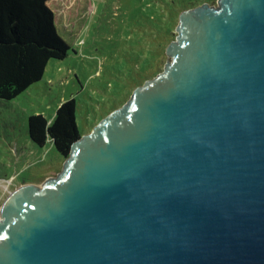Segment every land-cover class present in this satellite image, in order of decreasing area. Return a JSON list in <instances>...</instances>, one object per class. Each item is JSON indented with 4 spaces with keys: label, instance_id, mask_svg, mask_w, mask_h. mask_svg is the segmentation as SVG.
<instances>
[{
    "label": "water",
    "instance_id": "1",
    "mask_svg": "<svg viewBox=\"0 0 264 264\" xmlns=\"http://www.w3.org/2000/svg\"><path fill=\"white\" fill-rule=\"evenodd\" d=\"M177 31L58 178L6 198L0 264H264V0Z\"/></svg>",
    "mask_w": 264,
    "mask_h": 264
},
{
    "label": "rangeland",
    "instance_id": "2",
    "mask_svg": "<svg viewBox=\"0 0 264 264\" xmlns=\"http://www.w3.org/2000/svg\"><path fill=\"white\" fill-rule=\"evenodd\" d=\"M217 2L51 0L57 32L71 49L64 59H50L43 78L26 91L0 99V218L12 191L27 183L40 189L67 163L52 142L39 146L31 140V114L51 120L63 101L75 98L80 132H92L164 65L169 43L177 40L180 14Z\"/></svg>",
    "mask_w": 264,
    "mask_h": 264
},
{
    "label": "trees",
    "instance_id": "3",
    "mask_svg": "<svg viewBox=\"0 0 264 264\" xmlns=\"http://www.w3.org/2000/svg\"><path fill=\"white\" fill-rule=\"evenodd\" d=\"M51 0H0V99L10 100L40 81L50 59H64L71 45L57 32ZM75 98L63 101L48 120L28 118V133L39 146L52 142L68 158L82 133Z\"/></svg>",
    "mask_w": 264,
    "mask_h": 264
},
{
    "label": "crops",
    "instance_id": "4",
    "mask_svg": "<svg viewBox=\"0 0 264 264\" xmlns=\"http://www.w3.org/2000/svg\"><path fill=\"white\" fill-rule=\"evenodd\" d=\"M67 7H70V5H67Z\"/></svg>",
    "mask_w": 264,
    "mask_h": 264
}]
</instances>
